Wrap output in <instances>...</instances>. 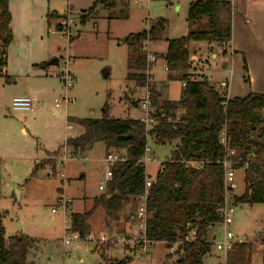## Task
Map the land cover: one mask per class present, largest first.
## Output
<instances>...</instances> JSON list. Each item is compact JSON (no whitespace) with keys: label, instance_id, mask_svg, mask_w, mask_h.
<instances>
[{"label":"rangeland","instance_id":"rangeland-1","mask_svg":"<svg viewBox=\"0 0 264 264\" xmlns=\"http://www.w3.org/2000/svg\"><path fill=\"white\" fill-rule=\"evenodd\" d=\"M185 2L186 0H128V19L108 20L109 12L100 9L98 18L94 21L87 20L84 24L80 23L84 4H76L75 11L71 14L72 29L76 32L75 37L70 39L73 41L70 42L68 37L60 34L55 27H52V30L57 34L54 33L51 37L59 49V62L54 67L60 71L63 63L69 61L67 67L76 78L75 85L65 92L51 72L49 76H52L41 87H33V91L39 90L31 94L38 102L32 111L27 113L9 111L3 106L4 103L10 104V97L14 93L25 89L23 83L1 92L4 97L2 104L0 103V155L4 152L6 158L0 163V192L4 196L0 199V207L10 209L12 213L11 220L6 218L3 222L4 237L6 239L18 231L35 239L28 252L26 264H110L125 257L131 258L128 264H175L180 257L176 250L168 255L165 244H140L138 229L131 222L140 202L132 198L110 216L106 215L102 207L92 212L87 220L88 236L93 238L92 241L87 240V237L81 240L66 234L69 215L89 211L93 206V197H99L106 192V187L102 193L98 191L108 170L105 156L112 154L124 158L125 151L110 149L106 154L102 144H95L85 154H75L72 148L65 145V140L75 138L82 131L79 126L69 124L68 117L101 118L105 103L112 109L110 113L114 118H126L127 115L122 111L123 106L134 110L130 112L132 118H140L143 115L140 109H135L139 107L144 89H138L134 83L125 79L128 47L121 42L129 34L145 30L158 19L166 21L165 28L158 40L148 43L147 47L150 55L156 56V62L150 66V74H153L157 85L154 81L147 84L149 87L154 86L160 93L159 102L166 99L179 100L183 89L181 82L167 81L168 71L164 70V61L160 56L165 53L167 40L179 39L188 32ZM52 3L59 13L65 9L64 0H52ZM176 5L180 7L176 9ZM203 45L204 42L193 43L191 47L196 50L191 48L194 52L190 49V56L194 53L208 59L205 72H198V69L189 71L190 78H209L216 89L217 83L226 79L230 81V95H244L246 88L238 77L237 69L234 74H230L229 57H218L216 61L210 59L212 53L224 55L226 45ZM221 63L228 67L225 74L218 72ZM104 73H108L107 77L103 76ZM150 78L153 79L151 75ZM0 84H3L2 81ZM63 94L71 96L74 102L61 106L58 115L54 116L50 107L54 99ZM181 113L177 112V116ZM67 125H71V128H67ZM58 142L64 144L59 150ZM148 146L153 152V161L147 165L145 172L152 181L161 163L170 158L176 144L155 145L148 140ZM54 151L58 153L53 158L49 154ZM61 156H66L65 161H59ZM39 161L45 167L31 177L33 163ZM243 178V170H239L237 194L244 190ZM64 202L71 203L66 212L59 206ZM52 209H55L56 213H52ZM246 209L249 212L246 213ZM263 223V205H238L235 208L233 223L227 228V232L234 236V244H251V264H264V249L261 247L264 243ZM224 231L221 223L214 224L208 231L207 240L211 243V249L202 264H226L222 253L212 247V243L223 238ZM103 236L108 242L100 241ZM66 237L72 238L69 244L64 243ZM122 238L124 243L116 245V240ZM102 255L106 262L102 261Z\"/></svg>","mask_w":264,"mask_h":264},{"label":"trees","instance_id":"trees-1","mask_svg":"<svg viewBox=\"0 0 264 264\" xmlns=\"http://www.w3.org/2000/svg\"><path fill=\"white\" fill-rule=\"evenodd\" d=\"M90 1L91 7L80 17L81 24L98 7L109 12L108 20L128 18V0ZM116 6L119 10L112 11ZM232 15L229 2L196 0L189 3L187 34L167 40L165 53L160 56L168 70L167 81L187 83L178 101L159 102L160 93L154 86L150 87L155 124L148 130L139 119L111 117L107 103L101 110V118L67 119L69 124L82 129L81 135L65 141L75 154L90 150L96 143H102L106 152L110 149L125 151V160L110 167L112 177L107 182L106 192L93 199L89 211L69 216L70 232L77 233L81 240L88 236L87 220L95 209L102 207L110 216L131 198L139 200L143 195L146 172L139 160L148 144L147 137L157 144L178 141L170 158L161 163L152 180L146 200L145 224L148 241L163 243L168 249L177 245L176 253L180 257L175 264H202L211 249L208 231L214 224L221 223L218 211L223 203V173L217 161L224 155L219 143L224 126L229 145L237 152L236 158L244 162L248 156H254L243 171L244 190L234 195L235 202L249 207L264 206V95L250 93L245 97H232L222 106L224 99L206 78L192 81L189 74L190 44L229 43ZM49 17L62 20L66 15L52 14ZM10 20L8 0H0V77L6 64V49L12 40ZM165 24V20L158 19L147 30L122 39L121 44L128 47L125 79L138 89L151 81L150 75H145L147 55L143 45L157 41ZM56 29L60 31V26L57 25ZM179 111L182 113L177 116ZM57 151L49 155L54 158ZM44 167L40 162L36 164L31 177ZM1 219L0 213V264H26L34 240L22 234L5 239ZM191 228L196 229L195 239L187 242L185 239ZM262 231L264 236V223ZM226 258V264H251V244H233ZM101 259L107 261L104 255ZM130 262L131 258L125 257L110 264Z\"/></svg>","mask_w":264,"mask_h":264},{"label":"crops","instance_id":"crops-1","mask_svg":"<svg viewBox=\"0 0 264 264\" xmlns=\"http://www.w3.org/2000/svg\"><path fill=\"white\" fill-rule=\"evenodd\" d=\"M64 1L66 3L65 9H63L59 13L52 6L53 5L52 0H8V10L11 18L10 29L12 33V40L8 45V48L6 49L5 67L1 69L0 81H2L3 83L0 84L1 104H2V99L4 97L3 94L1 95V92H3L4 89L16 88L17 85H19V83L24 84L25 86V89H23L24 91L22 90L21 92L14 93L10 97V102H11V99L13 97L24 96L28 94L31 95L32 92H39V90L33 91V87L35 88L41 87L47 80L50 79L49 77L52 76V75L49 76L51 72L54 73V76L56 77L59 71L57 67H54L56 66L55 64H50V61L57 60L59 49L54 45L51 37L54 33L57 34V32H54L52 30V27L56 28V26L59 25L60 20L54 19L53 17H49V16L52 14H56L58 16L68 15L71 17V14L75 11L76 4H84L85 8L81 9V12L88 10L92 5V1L90 0H64ZM194 1L196 0H186L185 2L186 9L188 8L189 3ZM210 1L229 2L233 10V15L231 19L232 35H231V41L226 44L225 47L226 53L220 56L218 55V53H212L210 55V59L215 61L218 59V57L219 58L225 56L229 57V59L231 60L230 74H234V70L237 69V73L239 74L238 77L240 78L242 84L245 85L246 89L244 95L241 96L230 95V98L245 97L250 93L264 95V0H210ZM179 7L180 6L176 5V9H178ZM100 9L102 8L101 7L96 8L94 14H92L88 18V20L94 21L96 18H98ZM118 9L119 6H116L112 11L116 12ZM128 16H129V11H128ZM147 29L148 28H146L145 30ZM192 44L193 43L190 44V48L196 50L194 47H191ZM204 44L205 45H203V47H206L207 43ZM58 62L59 61L57 60V63ZM227 70H228L227 65L221 63L218 72L221 74H225L227 73ZM72 75L74 77V85H75L76 78L73 73ZM150 75L153 78L151 79V81H154L156 83L155 85H157V82L154 80L153 74ZM4 78H6L7 81L4 80L5 81L4 82L3 81ZM207 81L211 85L213 84L211 80H209V78H207ZM20 93H25V94H20ZM37 102L38 101L36 99V103ZM3 106L10 111L9 108L10 104L7 105L6 103H4ZM135 110H139V107L136 108ZM50 111L51 114L54 116H57L59 113V110H55L53 105L50 107ZM122 111L125 115H127L126 118L139 119V118L130 117V112L134 110H131L123 106ZM110 112H112V109H110L109 115L113 117ZM22 131L24 132L25 130L22 129ZM81 134L82 131L77 136ZM151 143L158 145L154 140L153 141L151 140ZM171 143H175L176 146L178 145V141H173L168 144ZM96 144H102V143H96ZM63 145L64 144L58 142L57 149H60ZM93 146L90 148V150L93 148ZM103 147L105 150L104 145ZM123 151L124 150H122V152ZM86 152L82 154H85ZM108 152L105 151L106 154ZM1 153L2 155H0V163L1 161H4L6 158L4 152ZM152 154L153 152L151 151V156ZM36 164L38 163L36 162L33 163V169ZM58 191H61V189H58ZM98 191L100 190L98 189ZM100 192L102 193L103 191ZM16 193L18 194V190ZM96 197H98V195L94 196L93 198ZM2 198H4V196L0 192V199ZM244 211L246 213L249 212L248 209ZM0 213L2 214L1 224L5 232V227L3 222L6 218L11 220L12 213L10 212V209L8 210L1 207H0ZM78 214H80V212ZM133 217L134 216L131 217L132 223H134ZM21 234L23 235V233L15 231L14 235H10L6 237V239ZM24 235L28 236L27 234ZM33 240L35 241V239ZM156 244L163 245V243H156ZM171 248H173L172 253H170ZM171 248L169 249L167 248L168 255L174 253V251L177 249V245H174ZM31 263L35 264L34 262Z\"/></svg>","mask_w":264,"mask_h":264},{"label":"built area","instance_id":"built-area-1","mask_svg":"<svg viewBox=\"0 0 264 264\" xmlns=\"http://www.w3.org/2000/svg\"><path fill=\"white\" fill-rule=\"evenodd\" d=\"M72 23L73 20L70 16L66 15L65 19L60 20L59 26H60V34L67 36L69 41L70 39H73L75 37V33L72 29ZM148 42H145L143 45V51L147 55L146 63H147V70L145 72V75H150V66L156 62V56L150 55L148 52ZM68 63L69 61H66L63 63L62 69L57 73L56 78L58 79L59 83L62 86V89L65 92H68L73 85H74V77L71 73V71L68 69ZM189 64H190V71H194L195 69H198V72H205V67L208 64V59L199 57L193 53L192 56L189 58ZM164 70L167 72V67H164ZM196 80V79H191ZM150 80L147 81L149 83ZM186 81H182L181 85L184 87L186 85ZM144 92L139 100V109L142 111L143 115L139 118V121L146 127L148 130L151 126L155 124V121L152 117L153 114V108H152V102H151V90L149 87V84H146V86L143 88ZM217 90L219 91L220 96L224 99V102L222 103V106H225L227 101L230 99V81L229 80H221L217 83ZM74 99L71 96H68L67 94H63L62 96L55 98L53 101V107L55 110H58L61 106H66L69 103H73ZM36 103V98L31 95H24V96H16L11 99L10 102V110L13 112H21V113H27L31 112L33 109V106ZM67 128H71L70 125H67ZM149 140V137H147ZM220 145L224 149V155L221 160L217 161V163L222 168L223 173V203L222 206L219 209V216L221 218V224L224 226V235L223 238L215 243H212V247L217 251L221 252L223 255V261L226 262L227 254L231 251L232 246L234 244L233 242V234L231 232H227V228L232 225L233 223V216L235 212V208L238 206V204L235 202L234 195H236L237 190V172L239 170L245 171L248 166L249 162L253 160L254 156L250 155L247 157V159L244 162L239 161L236 156L237 152L230 147L229 145V138L227 134V128L224 126L220 132ZM66 156H61L59 158V161H65ZM125 159L117 157L112 154H108L105 156V163L108 165V170L104 174V181L99 185L98 189L100 191H104V188L107 185V182L111 180V171L110 167L113 166L116 162H123ZM58 161V162H59ZM152 161L151 159V149L148 146V144L145 146L144 154L139 160L140 165L146 169L147 165ZM189 164V163H188ZM196 165V164H193ZM240 167V168H238ZM152 181L149 179L148 175L145 176V183H144V193L139 198V206L135 212V215L133 217L134 224L136 225V228L138 229V237L140 244L144 246L152 245L153 243L148 241L145 236V224L147 219L146 214V200L147 195L149 192V189L151 187ZM71 203L64 202V204H60L61 208L66 212L68 206ZM52 213H56L55 209L51 210ZM70 216V215H69ZM66 234H69L73 238L80 239L77 233L70 232V220L69 225L66 227ZM195 233L196 229L191 228L188 235L186 236L187 242H192L195 239ZM87 240H93L91 236H87ZM72 241L71 237H66L64 240L65 244H69V242ZM100 241L102 242H108V239L106 237H101ZM124 238L116 240V245L120 244L121 242L124 243ZM130 242V240H128ZM211 244V243H210ZM264 249V243L262 244ZM147 248V247H145ZM144 248V249H145ZM173 252V248L170 249V253Z\"/></svg>","mask_w":264,"mask_h":264},{"label":"water","instance_id":"water-1","mask_svg":"<svg viewBox=\"0 0 264 264\" xmlns=\"http://www.w3.org/2000/svg\"><path fill=\"white\" fill-rule=\"evenodd\" d=\"M2 51L0 50V55H1ZM57 63V60H52L50 61V64H56ZM108 73H104V77H107Z\"/></svg>","mask_w":264,"mask_h":264}]
</instances>
